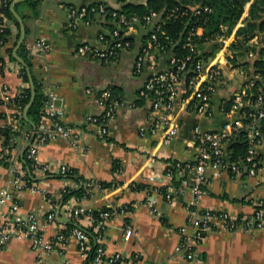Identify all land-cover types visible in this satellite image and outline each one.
I'll list each match as a JSON object with an SVG mask.
<instances>
[{
    "label": "built area",
    "instance_id": "built-area-1",
    "mask_svg": "<svg viewBox=\"0 0 264 264\" xmlns=\"http://www.w3.org/2000/svg\"><path fill=\"white\" fill-rule=\"evenodd\" d=\"M114 1L120 6L113 7L102 2L98 8H90L89 5L70 8L72 27L81 22L88 25L97 23L100 26V45L83 43L77 46L76 53L102 64L116 61L123 51L133 53L132 74L144 76L137 91V99L148 104L152 114L151 122L147 120L139 124L141 134H156L163 130L164 142H170L180 130V107L211 117L214 115L213 96L223 85L229 86L218 106L220 113L229 116L224 126L220 130H207L196 124L192 145L196 149L195 158L189 162L177 161L168 165L165 170L167 182L163 185L155 176H149L153 188H168L165 198L169 201L177 200L187 191L195 196V201L188 205L186 228L180 230L181 238L176 252L194 259L197 245L212 230L248 232L264 229L263 213L256 209L251 217L237 218L227 212L201 209L196 205V200L206 193L208 169L228 171L232 176L243 173L257 176L263 170L259 150L264 146V30H257L252 35L246 31L251 17L250 9L255 0L245 4L234 26L221 24L212 31L210 27L215 10L208 4L181 3L170 8L151 10L141 16H128L123 11V5L146 4L148 0ZM109 8L114 11L110 12ZM93 12L94 16L88 17ZM1 15L0 33H3L9 28V20L3 13ZM4 46V38L0 36L1 75L7 71L9 63L2 56ZM35 46L43 53H47L51 47L44 38L38 39ZM226 67L236 81L227 78ZM85 91L98 109V113L88 114L86 121L96 126L100 137L109 134L122 111L137 108L136 100L120 97L111 84L99 87L89 84ZM43 92L46 103L41 123L35 130L25 133L27 140L34 134L26 157L40 171L57 168L63 176H68L71 172L68 165L54 167L52 164L42 165L38 160L39 147L51 139L63 138L73 145L79 141V133L75 128L63 122L66 110L59 94L50 86L43 87ZM22 97L23 90L15 92L9 84L0 81V101L15 108L9 126L17 131L21 130L20 123L25 111L21 104ZM241 139L248 144L246 155L231 161L228 156L232 153L231 146ZM9 163L13 181L9 188L0 190V252L15 239L26 240L38 256L44 258L56 247L65 249L70 240H75L84 264H138L142 261L140 254L129 257L122 254L106 256L103 241L108 220L116 213L126 212L123 207L109 206V210L101 212L97 219L94 216L95 210L82 206L80 202L83 198H76L75 204H68L67 209L75 222L84 221L86 225L60 228L55 237L46 236L37 214L23 213L17 201L19 192L29 186L22 163L19 160L15 164L13 154ZM175 180L180 183L175 185ZM88 185L104 188L98 182ZM43 199L47 203L52 201L49 194H44ZM58 216L57 207H53L46 214V220L56 223ZM89 228H93V233L97 234L94 250ZM134 233L133 227L127 224L125 237L132 238Z\"/></svg>",
    "mask_w": 264,
    "mask_h": 264
},
{
    "label": "crops",
    "instance_id": "crops-1",
    "mask_svg": "<svg viewBox=\"0 0 264 264\" xmlns=\"http://www.w3.org/2000/svg\"><path fill=\"white\" fill-rule=\"evenodd\" d=\"M96 2L120 6L114 0H68V3L58 0L59 9H64L61 12L52 0H45L40 2L37 15L26 4L16 9L28 31L26 40L32 73L43 87L50 86L56 90L66 110L63 122L79 133L77 145L63 138H54L40 146L39 163L52 164L54 167L65 164L77 170L86 180L111 184L103 189L92 185L91 195L83 197L80 202L86 208L97 211L109 206L121 208L133 205L132 211L116 213L108 220L103 241L108 257L116 254L127 257L140 254L142 261L138 264H264V229L248 232L212 230L197 245L194 259L178 254L176 247L181 238L180 230L186 228L187 208L195 201L194 194L187 191L177 200L169 201L153 189H132L134 184L151 186L149 176H155L163 185L167 182L165 170L168 165L177 161L189 162L195 158L196 149L192 146L193 128L196 124L207 130H220L224 126L229 116L220 113L218 106L229 86L223 85L213 96L214 115L211 117L180 107V130L170 142H164L163 130L156 134H141L139 124L147 120L151 122L152 114L148 104L137 99V91L144 76L133 78V53L123 51L116 61L111 62L114 64L111 69L117 74L111 79L90 73L89 68L101 64H95V60L76 53L80 44L100 45V26L97 23L88 25L81 22L72 27L69 10ZM1 7L0 0V20ZM9 28L12 33L7 47H12L18 28L12 22H9ZM40 38L48 40L51 45L47 53L39 51L35 46ZM2 56L9 63L7 71L0 74V81L9 84L15 92L30 87V83H25L21 77L23 66L4 51ZM225 69L227 78L236 81L230 69ZM89 84L93 87L111 84L120 97L137 101L135 110H124L119 114L105 137H100L96 126L86 121L88 114L98 113L92 98L85 91ZM14 111L12 105L0 101V130L9 125ZM30 130L33 128L22 131L12 149L15 164L19 160L23 161V154L28 153L26 147L29 140L25 133ZM3 143L4 137L0 131V149L3 148ZM259 153L263 170L257 176L246 173L232 176L228 171L208 169L206 193L196 200V205L201 209L227 212L232 217H251L257 204H264V146ZM114 162L119 165L116 171L113 170ZM33 179V184L19 192L17 201L23 213L37 214L46 236L55 237L59 229L69 223L86 225L84 221L76 223L67 209L68 204H75L77 197H72L65 205L61 204L64 189L77 187L71 178L63 176L57 168L43 172L33 167ZM12 181L11 166H1L0 190L9 188ZM44 194L50 195L51 203L45 202ZM53 207H57L59 216L56 223H49L46 214ZM127 224L135 231L134 236L129 239L125 237ZM0 264H84V258L75 240H70L65 249L58 246L46 257L40 258L29 241L15 239L0 252Z\"/></svg>",
    "mask_w": 264,
    "mask_h": 264
},
{
    "label": "trees",
    "instance_id": "trees-1",
    "mask_svg": "<svg viewBox=\"0 0 264 264\" xmlns=\"http://www.w3.org/2000/svg\"><path fill=\"white\" fill-rule=\"evenodd\" d=\"M250 1V0H148L147 3H127L123 5V11L128 14V16H132L134 14L136 15H144L148 13L151 10H160L163 7H174L177 5H180L181 3H202V4H208L211 7L214 8L215 14L213 16V22L211 25L210 31L218 28L221 24H227L230 26H234L239 18L241 17L243 11H244V6L245 4ZM2 2V7H1V12L6 16V18L9 20V22H12L16 25L18 28V32L16 35V39L14 42V45L12 47H7V44L9 42V37L11 35V29L6 28L3 33H0V36L4 38L5 41V46L3 48V51L5 53H8L10 58L14 61H16L15 57L13 56V49L17 44V41L20 37L21 33V28L18 20L14 16V14L11 11V6L14 2V0H1ZM40 2L42 0H26L25 2H21L15 5V8L18 10V8L26 4L28 5L35 15L38 14V7L40 5ZM102 2H96L93 4H90V8H98V5L101 4ZM110 12L114 11L113 9L109 8ZM94 12L89 14L88 17H93ZM250 20L248 22V27L246 31H248L251 35L254 34L257 30H264V0H255L251 6L250 9ZM28 33V31H27ZM18 54L20 57H22L25 62L32 68V62L31 58L29 55V50L27 48V40L23 43V45L20 47ZM21 77L23 81L27 84H29V79L28 75L25 71L24 68L21 70ZM34 77V82H35V87H36V96L34 99L33 104L28 110V120H26L24 117L21 120L20 123V129L21 130H14L11 126L7 125L4 126L0 131L1 134L4 137V143H3V148L0 149V167L1 166H9V160L12 156V149L16 146L17 139L18 137L22 134V131L25 128H33L35 126L36 128L39 127L42 117H43V109L46 103V96L45 93L43 92V86L42 84L38 81L36 76L33 74ZM31 100V88L27 86L23 90V97L21 99V104L23 107L26 109L27 106L29 105ZM248 148V144L244 140H238L231 146V151L232 153L229 154V158L231 161L233 160H238L243 158L246 154V150ZM28 152V150L26 151ZM22 167L26 171V179L28 185H31L34 183L33 179V166L32 162L27 159L26 154L25 157L22 160ZM176 162H173L172 164H175ZM119 169V165L117 162H114L113 164V170L116 171ZM67 178H71L76 184L77 187L72 188V187H66L63 191V197L61 204L65 205L72 197H77V198H83V197H89L91 195L90 189L92 186H89V183H93L92 181L86 180L79 174V172L75 169H71V172L69 173L68 176H65ZM180 182L175 180L174 184L178 185ZM103 187H109L111 184L107 183H101ZM132 189L140 190V189H148L152 190L155 189L157 190L161 195L166 197L168 193V188L167 187H157V188H152L148 184H134V186H131ZM127 211H132L133 205H127L124 206ZM108 208H103L101 210H97L94 212V216L99 219L100 218V213L101 212H106L108 211ZM256 210L258 212L263 213L264 216V204H258L256 206ZM77 223V222H76ZM79 226L80 224H74V223H69L66 225L67 228L73 227V226ZM93 228H89L88 232L92 233V245H93V250L96 248V233H93ZM92 257L90 260H92Z\"/></svg>",
    "mask_w": 264,
    "mask_h": 264
},
{
    "label": "water",
    "instance_id": "water-1",
    "mask_svg": "<svg viewBox=\"0 0 264 264\" xmlns=\"http://www.w3.org/2000/svg\"><path fill=\"white\" fill-rule=\"evenodd\" d=\"M26 0H14L12 6H11V11L14 14V16L16 17V19L18 20L19 24H20V28H21V33H20V37L19 40L16 44V47L14 48L13 51V56L15 57V59L23 66V68L25 69L27 75H28V79H29V83H30V88H31V100L29 105L27 106V108L24 111V118L26 120H28V110L31 107V105L34 102L35 96H36V87H35V82H34V77H33V73H32V69L31 67L25 62V60L20 57V55L18 54V51L20 49V47L23 45V43L26 40V36H27V30H26V25L25 22L23 20V18L21 17V15L17 12L15 5L21 2H25ZM36 127L33 126V130H35ZM34 139V134L32 135L31 139L29 140V143L26 147V149H28V147L30 146V144L33 142ZM24 157V154L22 156V158ZM146 264H151V263H146Z\"/></svg>",
    "mask_w": 264,
    "mask_h": 264
},
{
    "label": "rangeland",
    "instance_id": "rangeland-1",
    "mask_svg": "<svg viewBox=\"0 0 264 264\" xmlns=\"http://www.w3.org/2000/svg\"><path fill=\"white\" fill-rule=\"evenodd\" d=\"M43 2H45V1H43ZM64 2L65 3H68V0H64ZM52 3H54V6H56V8L59 9L58 0H52ZM59 10L61 12L64 11V9H62V8L59 9ZM93 62H95V64H99V63L101 64V65L99 64L100 66H98V67H94L93 66V68H89V72L92 73L93 75H96L98 77L100 75V77H102L104 79H107V78L111 79V78H113V77H115L117 75L116 72H115V70H112L111 69L114 66L113 63H110V64H102L101 62H97V61H93ZM133 78L137 79L138 76L134 75Z\"/></svg>",
    "mask_w": 264,
    "mask_h": 264
}]
</instances>
